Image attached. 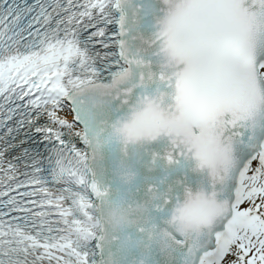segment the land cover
I'll return each mask as SVG.
<instances>
[{
  "label": "snow or ice",
  "instance_id": "obj_1",
  "mask_svg": "<svg viewBox=\"0 0 264 264\" xmlns=\"http://www.w3.org/2000/svg\"><path fill=\"white\" fill-rule=\"evenodd\" d=\"M0 264H264V0H0Z\"/></svg>",
  "mask_w": 264,
  "mask_h": 264
}]
</instances>
